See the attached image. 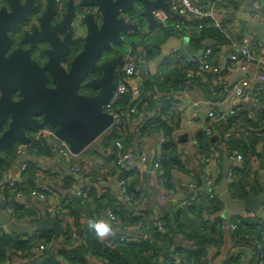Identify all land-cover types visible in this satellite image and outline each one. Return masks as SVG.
<instances>
[{
  "label": "crops",
  "instance_id": "1",
  "mask_svg": "<svg viewBox=\"0 0 264 264\" xmlns=\"http://www.w3.org/2000/svg\"><path fill=\"white\" fill-rule=\"evenodd\" d=\"M253 2L254 0H236L228 7L229 11L227 14H223V18L230 34L231 32L238 34H250L247 27L249 19L255 20L259 23L264 22L253 18ZM81 26L83 29L80 28ZM160 27L161 26H156L152 28L151 21L145 19L142 21L141 28L138 32H135L128 37L126 36L127 40L124 45L115 46L109 52L108 59H112L117 56V52L122 53L125 56L128 49H133V56L139 63V74L137 76L138 78L136 77L137 80L135 90H140V97L142 95L149 96L151 94L146 92L145 88V84L148 79L151 80L149 88L152 87L156 92L158 91V76L155 80H153L152 72L148 69L149 64L154 58L148 59L145 57V55H148V48H145L141 44V41H145L146 38L150 40V38L152 39L154 36L160 37L162 35H160ZM79 31H82V33L78 32L79 34L85 35L87 27L84 24H80ZM254 35V37L258 39L257 46L259 60L258 62L255 61L252 63L249 67V71L247 72L241 68V64H237L236 70L232 74L230 72L228 73V67L233 63L232 56L240 54L231 43L227 41L225 43L218 42V49H220L218 52V70L219 66L224 70L223 73L219 70V74L226 77V80L229 82L228 90H225L226 92L223 93V98L218 99V112H231L234 116L231 117L230 121L222 126H219L222 130L218 127V136L216 139H214L216 134L212 137L213 147H210V149H218L220 146L224 151H227L226 144L222 140L223 133H225L228 129L230 132L235 131L236 133L231 140L236 138L241 139L243 144L249 149V153L253 151L256 153L255 155L247 154L249 161H246V163L249 165L245 166L244 164H240L239 167H245L242 171L248 176L253 185V188H249V192L253 191L256 194H260L264 191V168L261 165V158L264 159V139H259L253 148L254 143H251V135L252 133V136H254V134L262 135L260 133H255V131L257 129L256 127L264 128V110L262 111L259 108L256 109L255 105L248 101L246 103L239 104L242 101L235 100L229 92L230 88L233 89L235 84L242 81L246 77L250 78L252 82L251 90L254 93L258 94V92L261 91L260 88L264 87V79H260V75L257 73V70H261L264 74V66L259 63L262 59L264 60V42H262L256 34ZM177 37L180 39H186L189 44L187 37ZM169 38L170 37H168L164 43ZM176 47H178V45ZM199 52L202 51H198L197 53ZM159 54L154 57H158ZM170 54L171 52L168 55ZM164 59L158 64V69H160V64L164 61ZM142 65H145L147 69L143 77H141L142 73L140 70L142 69ZM188 85L190 87L185 88L180 92L166 95L165 98H161L160 100L154 99L156 100V103L153 104L152 107L149 106L148 103H145L144 109L136 115L137 117L128 111L126 128L128 135L132 139V144L126 151V153H129V158L124 159V172L120 174V176L117 175L116 172L118 161L123 155L120 151H118L121 149L115 145L114 139L106 138L108 134L106 131L85 147L82 150L81 155L76 160L80 164H90V171L93 175L91 179L85 178L84 175L78 172L70 171V158L64 157L61 153H59L58 146L55 147L53 145L55 143L54 139H52L54 143L49 141V139H45V141L42 142L40 150L35 153L32 152V155H37V158L33 159L32 155L28 158L34 160L42 169L41 173H39L38 176H36V179H34V182H30V180L24 181V172H20L21 164L15 166L16 159H13L7 170H4V168L0 166V170H2L0 171L1 180L7 179L13 188L28 186L29 188H26L28 190L40 185L41 181L48 182L53 186L55 193L60 198V201H63L65 205L68 206L72 204L70 201L74 200V196H77L78 191L81 190L82 187L90 186L96 195V197H93L89 202L91 212L94 213L95 211V203L97 202V199H103L105 204H102V213L105 212L107 215L109 212L108 210H120L123 206L119 200V196L122 194L118 182L121 175H124V177L127 178L128 183L136 180L140 181L147 194L146 200L135 203L138 204L140 209L138 208L137 211L133 213L135 216L142 215V218L146 219V222L149 225L147 226L148 229V227L152 225L153 221L158 219L160 214H163L172 208H177L175 204L176 200L185 199L190 192L202 190L205 184L204 177L206 176L207 178V172L204 168L206 161L203 158V152L202 150L199 151L194 140L196 136L200 134L202 126L208 121V112L211 104L209 102V97L202 86L194 82H189ZM143 88L144 92H142ZM162 95L165 96V93H160V96ZM162 99L171 101L169 105L170 110L167 115L170 120L169 125L171 126V132L168 133L165 131V134L167 133L166 136L169 138V142H173L177 146V155L175 157L177 164L171 171L167 182L161 180L160 174L155 169V159L157 155L161 153L164 143L161 141V129H158L159 127L157 125L155 126L151 123L152 121H155L163 112L164 102ZM262 100L264 101V93L262 94ZM133 104L137 105L138 103L134 102ZM245 111L247 114H244ZM238 114L240 116H238ZM249 115H253L254 117L252 118ZM231 145L233 148L232 151L246 153V151H243L240 147L234 146V143H231ZM55 148L58 152H55ZM211 151L215 152L218 156H221L218 151ZM224 156L225 154L223 152V158ZM17 157L18 160L22 158L20 156ZM231 161L232 164L229 171L231 168L237 167L236 161ZM223 164V159L222 164L219 167L218 161L211 163L209 176L210 178L215 179L214 187L219 184L221 179ZM51 171L52 173H50V175L46 174ZM2 173L4 175L3 177ZM239 174L240 173L237 174V179ZM229 186L230 184H228V187ZM169 187L174 189V195L169 193L171 197L169 196L168 201H161L160 194ZM29 196L30 195L26 196V202L23 201L25 207L31 212L29 208L30 206H33V208H37L43 213V210H45L44 204L33 198L28 199ZM107 205H110L111 208H107ZM262 207L264 209V204ZM224 208L225 206L218 211V218H223V222L226 223V220L223 217ZM68 215L70 214L68 213L65 216ZM94 215H97V213ZM92 216L93 215L84 217L82 219L81 226L79 227L76 226V219L73 218L75 230L80 227H83L84 230L87 227L86 223L89 222V219ZM118 217L123 223L121 226V230H123L122 232L133 236L146 231V228L142 226L143 222L128 225V227L124 225L122 220L124 216H122L123 218L121 216ZM234 217L235 216H233L232 220H234ZM259 218L261 219V217ZM263 219L264 218L261 220ZM106 236L107 235L101 237V241H104ZM173 238L176 243L182 244L185 241L184 236L178 233H174ZM62 246L63 243L59 241L53 242L49 245L46 252L44 251V254L51 255L52 257L54 256L65 264L66 260L59 256ZM238 251L244 252L250 261L253 251L252 243L248 239L239 241L235 234L228 230L224 231L223 238L219 245L218 243L211 244L209 248L205 249L208 264H224L225 262H229L228 259L231 257L238 259L237 264H245L239 261ZM8 254L9 257L7 260L1 262L0 264H34V261L40 253H28L23 252L22 250L16 251L11 249L8 251ZM85 264H99V262L96 258L90 257L87 259Z\"/></svg>",
  "mask_w": 264,
  "mask_h": 264
},
{
  "label": "water",
  "instance_id": "2",
  "mask_svg": "<svg viewBox=\"0 0 264 264\" xmlns=\"http://www.w3.org/2000/svg\"><path fill=\"white\" fill-rule=\"evenodd\" d=\"M8 1L12 12L7 13L5 8H0V166L7 162L16 144L32 143L37 130L45 125L56 128L57 135L66 139L73 151H82L112 124L111 116L103 112L102 107L109 102L117 88L116 71L123 63V54L117 52L116 57L108 59L109 52L115 46L124 45L129 35L138 32L143 20L151 21L152 28L158 26L153 11L158 8L169 10V5L164 0H81L83 16L80 19L87 31L84 36L76 37L72 27L76 15L75 0H65L69 8L64 18L56 23L52 20L57 12V0H44L47 10L40 17V26H34L25 33L23 41L30 43V48L9 52V30L38 6L33 0L25 3ZM247 27L251 35L256 34L264 42V22L249 19ZM216 43L215 39L209 38L206 46ZM187 44L186 39L177 36H171L162 44V52L148 66L153 80L157 76L158 64L171 49L177 45L186 47ZM81 45V51L71 59L72 50ZM32 50L46 58L44 66L34 57ZM140 70L143 77L146 66L142 65ZM136 90L135 98L138 99L140 92ZM43 137L54 143L52 138ZM53 145L56 147V143ZM224 154L221 179L211 190L220 196L225 206L223 217L226 224L230 225L233 216H245L247 212L264 218V191L260 194L250 191L242 199L233 197L229 192L228 177L232 161L227 151ZM11 155L15 157L13 159H16L17 166L27 161L32 153L25 151L17 154L14 150ZM17 156L22 158L18 160ZM32 156L33 159L37 158L35 154ZM261 165L264 168L263 158ZM204 178L202 190L209 189L206 176ZM119 200L131 213L139 208L138 204L130 203L121 196ZM8 203L6 198H0L1 228L19 235L35 234L41 230H50L56 235L65 233L62 222L45 210L37 220H16L7 211ZM102 220H108L105 212L102 213ZM76 231L81 235L83 227Z\"/></svg>",
  "mask_w": 264,
  "mask_h": 264
},
{
  "label": "trees",
  "instance_id": "3",
  "mask_svg": "<svg viewBox=\"0 0 264 264\" xmlns=\"http://www.w3.org/2000/svg\"><path fill=\"white\" fill-rule=\"evenodd\" d=\"M201 23V20H192L186 28L176 29L174 27V23L169 22V24L162 25L160 27V35L162 34L160 37L154 36L152 39L150 38V40L146 39L145 41H141V44L145 48H148V55H145L148 59L155 58V55L162 52V44L168 37H187L189 44L187 47H179V52L171 53L167 56V58L165 57L164 61L160 64V69H158L159 74L157 73V92L154 88H149L151 80L148 79V81H146L145 88L146 92L151 94L149 96L142 95L140 97L141 102L139 104H133L135 102L133 94L132 92H128L119 101H117L115 105L120 106L126 112L130 111L133 107L138 108L140 112L144 109L145 103H148L149 106L152 107V105L156 103V100L154 99L160 100L161 98H165L166 95L180 92L183 89L190 87L188 85L189 82H194L202 86L208 97L212 99L223 98V93L226 92L225 89L214 84V80L217 78L218 73H213L211 71L198 72V65L192 63L188 59L190 54H196L198 51L205 50L208 47L206 46V41L209 38H212L217 42V45H211L215 52L212 57L213 65L218 67V52L220 51V49H218V42H228L227 37L219 29L214 26L199 28L198 25ZM191 24H194L195 28L189 33L188 27ZM219 70L221 73L224 72L220 66ZM213 88H215L216 91L214 95L212 94ZM142 92H144V88ZM160 93H165V96H160ZM162 100L164 102L163 112L155 121H152L151 123L155 126L157 125L159 127L158 129H161V134L166 138L163 142L164 145L162 146L163 149L161 151V163L163 169L161 180L167 182L171 171L177 164L175 160L177 155V146L175 143L169 142V138L166 136L167 133L165 134V131L168 133L171 132V126L169 125L170 120L167 116L170 110L169 105L171 101ZM244 114H247L246 111ZM238 116L240 115L238 114ZM219 128L222 130L221 127ZM256 128L255 133H260L262 135L254 134V136H252V133L251 143H254L253 148L259 139H264V128ZM122 132V134L118 133L117 130L114 129L110 131V133L107 132L108 134L106 136L107 139H114V141L118 139L122 140V146L119 147L121 150H118L121 154L126 153L132 144V139L127 133L128 131L126 125L123 126ZM215 134L218 136V125L214 128L211 135L206 134L204 130L201 129L200 134L196 136L199 149L200 151L202 150L205 158L206 156L215 154V152L211 151L214 150L218 151L221 158L224 160V150L222 147L219 146L218 149H210V147H213L212 137ZM223 142L226 143V150L228 152L233 150L231 143H234V146L240 147L243 151L245 150L246 153L244 152L243 154L246 157V161H249L248 155L256 154L254 151L249 153V149L243 144L241 139L236 138L228 142ZM41 145L42 142H35L31 146V151H34V149L37 151L40 150ZM11 154H14V150L10 153V156H8L7 162L2 165L4 170H7L11 163L10 160L14 158ZM246 161L245 165L248 166L249 164L246 163ZM123 162L118 163L116 173L119 176L124 172ZM27 163L28 167L24 174L26 175L24 181L30 180V182H34V179L38 176L41 168L32 159H28ZM204 168L206 171L205 165ZM237 169L240 170L239 167H237ZM240 171L238 172L240 174L238 175L237 181L230 184L228 190L233 197L242 199L249 195V188H253V185L248 176L244 174L242 170ZM121 177L125 178L128 188L132 192L134 191V187L140 183L138 180L128 183V180L124 177V175H121ZM5 184L6 187L0 191V197L6 198L9 203L13 205V217L16 220L34 221L44 215L42 211L37 208H33V206H30V212L23 204V201H20L21 197H19L18 194H24L25 191H29L31 188L29 190L26 189L29 188L28 186L13 188L8 181ZM35 187L38 188L39 185ZM168 189L172 188L169 187ZM134 194L137 199L138 193L134 192ZM93 197H96V195L91 188V191L86 196H74V200L70 201L71 203H75L74 206L72 204L70 206L67 205L66 210L72 218L76 219L77 227L81 226L82 219L84 217L90 215L93 216L89 219V221L102 220V204H105V201L103 199H97V202L95 203V211L93 213L91 212L89 205V202ZM108 207H110V205H107V208ZM223 207L224 204L218 196H204L194 200V203L191 206L183 208L177 207L176 209L172 208L167 212L160 214L158 219L153 221L152 225L148 227V229L147 226L149 225L146 222V219L142 218V215L135 216L134 213L129 212L123 206L120 210L111 209L114 214L121 217L124 216L125 219L122 217V220L126 226L143 222L142 226L146 228V231L144 233H140L136 240H121L114 245H107L104 241H101V237L98 236L93 229H84L85 232H82L81 235H75L76 232L67 230L65 232V241L61 242L63 243V246L60 249L59 256L66 260L65 264H85L87 259L90 257H94L97 260L99 259V264H208L205 249L209 248L211 244L218 243L219 245L223 238L224 231L221 228H216L217 223H223L224 221L223 218H218V211ZM46 213L50 215V213ZM95 213H97V215H94ZM197 217L199 218L198 220L196 219ZM159 221L165 222L163 228H160L157 225ZM233 221L237 226V233L235 236L239 241L247 240L244 235L252 232H256L259 238H264V228L259 227L257 222L251 223V219L249 217L235 216ZM88 224L89 222L86 223V225ZM200 228H204L203 230L205 232L200 233ZM0 231V263L7 260L9 257L8 251L11 249L33 253L32 248L36 245L35 243L37 241L48 245L53 242H57L58 240L55 233L50 230H41L38 233L30 235L13 234L3 228H0ZM174 233L184 236V243H176L173 238ZM174 253L181 254L180 258L175 260V257L173 256ZM43 256L44 254H39L37 257L38 259L36 258L34 264H63L60 260L54 256L52 257L51 255H49L44 263H40V259ZM100 257L107 259L108 263H104ZM254 260H256L255 256L248 264H252Z\"/></svg>",
  "mask_w": 264,
  "mask_h": 264
},
{
  "label": "built area",
  "instance_id": "4",
  "mask_svg": "<svg viewBox=\"0 0 264 264\" xmlns=\"http://www.w3.org/2000/svg\"><path fill=\"white\" fill-rule=\"evenodd\" d=\"M169 5V10H166L164 8H158L153 11L155 18L158 20L160 25H167L169 22H173L175 17H178V22H173L174 27L176 29L186 28V26L189 24V22L194 18L201 20V24L198 25L199 28L214 26L217 29H219L228 39V42L233 45V47L239 51L240 55H234L232 56L233 63L229 65L228 67V73L231 74L236 70V65L241 64V68L249 71V67L252 63L255 61L258 62V46H257V38L254 37L255 35L251 34H238L231 32L229 33V29L227 28L223 14H227L228 7L234 3L236 0H164ZM57 4L60 5L61 11H63V7L65 5V0H57ZM76 5V15L73 18V26L76 28L77 32L79 31V25L81 24V17L83 16L82 12V4L81 0H75ZM187 17V18H185ZM253 18L258 21H264V0H254L253 2ZM209 20V21H206ZM195 25H190L189 33L192 31L191 29H194ZM179 47H174L171 53H177L179 52ZM133 49H128L126 55H123V63L120 65L116 71L117 74V88L115 89L113 96L109 100L107 104H105L102 107V111L107 113L112 118V124L110 125L109 131L106 130L108 133L114 129L117 130L118 133H123V126L126 125V120L128 118V112H126L123 108L120 106H116L115 104L117 101H119L126 93L132 92L133 97L135 99L136 103H140L141 99L140 96L138 99L135 98L136 90H135V80L136 77L139 74V63L133 56ZM215 54L214 48L211 46H208L205 50L202 52L196 53V54H190L188 56L189 61L192 63H195L198 65V72H205V71H211L213 73H218L217 78L214 80L215 85H219L225 90H228L229 82L226 80V77H223L221 74H219V70L217 66L213 65V55ZM262 66H264V60L259 62ZM257 73L260 75V79H264V74L261 70H257ZM251 80L250 78L246 77L242 81L238 82L234 85V88H230V94L235 100L242 101L241 103L251 102L255 105L256 109L264 110V101L262 100V94L264 93V87L260 88L261 91L258 92V94L254 93L251 90ZM140 92V90H139ZM216 92L213 91V95ZM211 107L208 112V121L202 126V129L204 132L208 135H211L214 128L218 125L222 126L228 121H230L231 117L234 116V114H231V112H218V99H212L209 100ZM238 104V105H239ZM131 113L135 117L138 115L139 110L138 108L133 107L130 110ZM250 116V115H249ZM250 117H254L253 115ZM229 130V129H228ZM226 131L223 134L222 140L223 141H230L231 138L236 133L235 131ZM105 131V132H106ZM46 135L47 137H50L54 139L57 142L58 150L61 155L64 157H68L71 160L70 164V171L78 172L82 175H84L85 178L91 179L92 173L90 171V164L89 163H78L76 160L81 155L82 151H73L71 149L70 143L63 138H60L57 135L56 128L45 125L42 128L38 129L33 137V141H40L42 140ZM166 138L164 135L161 134V141H165ZM195 143L197 144V147L199 149V144L197 141V138H195ZM32 143H18L16 146V153L21 154L25 151H31V145ZM115 144L118 147L122 146V140L118 139L115 141ZM226 144V143H225ZM200 151V149H199ZM228 152V151H227ZM122 158L119 159L118 163H122L124 159L129 158V153H123ZM228 157L230 160H235L238 163V166L240 164L245 165L246 157L243 153L238 151H231L228 152ZM204 157V155H203ZM206 161V172H207V184L210 189L208 190H199L196 192H190L188 196H186L185 199L176 200L175 204L179 208L188 207L191 206L194 203V200H197L199 198H202L204 196H217L213 190H211L214 187V178H210V172L211 169V163L218 161V167L222 164V158L221 156H218L217 154H211L210 156L204 157ZM155 169L158 171L160 176L163 175V169H162V163H161V153L157 155L155 159ZM246 166V165H245ZM28 167L27 161L21 164V170L20 172H24ZM233 167L229 171V177H228V184H233L237 181V174L240 170L244 169L245 167ZM42 171V169H41ZM41 171L39 173H41ZM220 171V170H219ZM38 173V174H39ZM51 172H47V175H50ZM24 175V179H25ZM6 180H2L0 182V191H2L6 187ZM119 186L121 190V196L125 198L130 203H137L143 200L147 199V195H145L144 191L140 188L139 185H136L134 187V191L132 192L128 188L127 181L125 178L120 177L119 178ZM91 191L90 186H84L81 190L78 191L77 196H86ZM134 192L138 193L137 199L135 198ZM173 192V193H172ZM169 193L174 194V189H166L160 194V200L161 201H168L169 199ZM27 195H30L33 199L42 202L45 207V211L50 213V216L58 218L62 224L65 226L66 231L70 230L71 232H76L75 235H78L77 231L74 228V222L73 218L69 216H65L69 212L66 210L67 205L63 201H60V198L55 193V190L53 186L48 182H42L39 187H33L31 190H29L28 194L19 193L18 196L21 197V201L26 202L25 198ZM1 198V197H0ZM9 202V201H8ZM74 206L75 203H72ZM7 211L13 215V205L11 203H8ZM108 220L107 223L111 226V231L104 239V242L107 245H114L116 242H119L121 240L125 241H131L136 240L139 235H129L125 232H122L121 226L123 223L120 221L118 215L114 214L112 210H108ZM246 217H249L251 219V223L257 222L259 224V227L264 228V220L259 219L257 215L254 212H248ZM165 222L159 221L158 226L160 228H163ZM124 225H126L124 223ZM236 223L232 220L230 225H227L225 222L220 223L216 225V228H221L223 231H231L233 234H236ZM1 228V227H0ZM6 231H8L6 228H3ZM91 229L89 228V224L85 228V230ZM83 231V233L85 232ZM65 231V232H66ZM1 232V231H0ZM56 235V234H55ZM57 241L64 242L65 241V233L63 235H56ZM246 239L251 241L253 251H252V258L255 256L256 260L252 264H264V238H259L258 234L256 232L247 233L244 235ZM36 245L32 248L33 252H37L40 254H44V251L48 249L49 245H46L45 243L37 241L35 243ZM239 261L243 262L245 264L249 263L247 255L242 252L238 251ZM173 256L175 257V260L179 259L181 254L174 253ZM49 257V255L44 254V256L40 259V263H44L46 259ZM100 259L104 263H108L107 259L100 257ZM99 260V259H98ZM97 260V261H98ZM229 262H225L224 264H237L238 259H235L233 257L228 259ZM170 261V260H169Z\"/></svg>",
  "mask_w": 264,
  "mask_h": 264
},
{
  "label": "flooded vegetation",
  "instance_id": "5",
  "mask_svg": "<svg viewBox=\"0 0 264 264\" xmlns=\"http://www.w3.org/2000/svg\"><path fill=\"white\" fill-rule=\"evenodd\" d=\"M26 1H28V0H19L20 3H25ZM33 2L35 5L38 6V8L35 11L27 13L26 19L21 20L15 28H12L9 30L8 34H9V37H11V46H10L9 52L17 50L19 48H23V49L30 48V43L23 41L25 38V33L27 31H31L34 26H40V17L47 10V3L44 0H33ZM0 8H5L7 13L12 12V6L9 4L8 0H0ZM68 8H67V5L65 3V5L63 7V11H61L60 5L57 4V12H56L52 22L56 23V22L61 21L64 18L65 13L68 10ZM72 27H73V31H75L76 37L84 36L83 34H79L75 30V28L73 26V21H72ZM80 28L83 29L82 26ZM80 33H82V31H80ZM81 49H82V45L74 48L71 52V55H70L71 59H73V57L75 55H77L81 51ZM32 54L34 55L35 58L38 59V61L40 62V64L42 66L45 65V62H46L45 57L40 56L36 50H32ZM63 65L65 66V62H63ZM45 139H47V138H43L42 140L36 141V142H43V141H45ZM34 143H35V141L32 142V144H34ZM55 143H56V147H57L58 146L57 142L55 141ZM16 146H17V144H16ZM16 146L14 149L15 151H16ZM35 152H37L36 149H34L33 153H35Z\"/></svg>",
  "mask_w": 264,
  "mask_h": 264
},
{
  "label": "clouds",
  "instance_id": "6",
  "mask_svg": "<svg viewBox=\"0 0 264 264\" xmlns=\"http://www.w3.org/2000/svg\"><path fill=\"white\" fill-rule=\"evenodd\" d=\"M173 49V48H172ZM171 49V50H172ZM208 185V184H207ZM210 189V188H209ZM213 189V188H212ZM217 195V194H216ZM219 198L220 196L217 195ZM248 213V212H247ZM246 213V214H247ZM246 216V215H245ZM89 228L95 230L96 234L100 237H103L107 234L110 233L111 231V226L109 223L105 222V221H89Z\"/></svg>",
  "mask_w": 264,
  "mask_h": 264
},
{
  "label": "rangeland",
  "instance_id": "7",
  "mask_svg": "<svg viewBox=\"0 0 264 264\" xmlns=\"http://www.w3.org/2000/svg\"><path fill=\"white\" fill-rule=\"evenodd\" d=\"M192 20H198V19H194V18H193ZM192 20H191V21H192ZM178 21H179L178 17H175L174 20H173L174 23H175V22H178ZM191 21H190V22H191ZM206 21H209V20H206ZM190 22H189V23H190ZM171 23H172V22H171ZM168 24H169V23H168ZM191 25L194 26V24H191ZM158 26H162V25L159 24ZM208 26H209V25H208ZM186 27H187V26H186ZM189 28H190V26L188 27V29H189ZM181 29H183V28H181ZM191 30H193V29H191ZM146 39H147V38H146ZM213 91L216 92V91H215V88H213ZM209 100H210V97H209ZM109 128H110V127H109ZM109 128L107 129L108 131H109ZM137 185H139L140 188L144 191V188H143L141 182L138 183ZM206 190H208V189H206ZM144 193H145V195H147L145 191H144ZM172 193H173V192H172ZM173 195H174V194H173ZM169 196L171 197V195H169ZM196 219L198 220L199 218L197 217ZM196 219H195V220H196ZM203 229H204V228H200L199 232H200V233L205 232ZM131 241H133V240H131ZM116 243H117V242H116Z\"/></svg>",
  "mask_w": 264,
  "mask_h": 264
}]
</instances>
